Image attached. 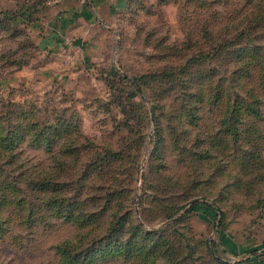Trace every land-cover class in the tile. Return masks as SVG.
<instances>
[{"label":"rangeland","instance_id":"374dc122","mask_svg":"<svg viewBox=\"0 0 264 264\" xmlns=\"http://www.w3.org/2000/svg\"><path fill=\"white\" fill-rule=\"evenodd\" d=\"M100 2L0 0V264L252 258L264 0ZM59 6L90 18L44 43Z\"/></svg>","mask_w":264,"mask_h":264},{"label":"crops","instance_id":"0c3cea01","mask_svg":"<svg viewBox=\"0 0 264 264\" xmlns=\"http://www.w3.org/2000/svg\"><path fill=\"white\" fill-rule=\"evenodd\" d=\"M100 1L101 0H95V3L99 5L98 2ZM87 18L89 19L90 15L86 10L68 6L64 9L59 6L57 12L51 14L50 18L48 19L49 32L46 34V39H43V42L49 44L53 40H55L57 43L64 41L65 33H67L68 30L74 28L79 23L85 22V19ZM79 45H84L80 39L77 40L75 46Z\"/></svg>","mask_w":264,"mask_h":264},{"label":"trees","instance_id":"16d2710c","mask_svg":"<svg viewBox=\"0 0 264 264\" xmlns=\"http://www.w3.org/2000/svg\"><path fill=\"white\" fill-rule=\"evenodd\" d=\"M254 113V111H253ZM191 204V203H190ZM200 205H205L206 209H205V212H212L214 213L216 216H218L217 214V209L210 203L206 202L205 200H203L202 202H193L188 208H187V211H191V212H196L197 209L200 207ZM224 232V229L221 230L220 233ZM215 245L217 247H223L225 250L226 249V244H225V241L223 240V235L220 236V239H219V244L218 243H215ZM214 246V247H216ZM214 247H211L210 248V251H211V254L215 255V251L216 249ZM118 248V247H117ZM116 248V249H117ZM121 248V247H119ZM115 248H112L111 250H102L101 252H105V253H108V254H112V253H115V252H119V249L116 250ZM122 249V248H121ZM261 251L260 254H258L257 252ZM257 251H250L249 253L252 255V258H248L246 260H243V261H240V262H236L234 264H264V248L262 249H258ZM108 251V252H107ZM93 257L94 256H91V257H87L85 259L84 262H80L79 260L75 259V258H72L70 259L68 262L65 261L63 262V264H87V262L89 260H93ZM225 264H228V263H225ZM232 264V263H230Z\"/></svg>","mask_w":264,"mask_h":264}]
</instances>
